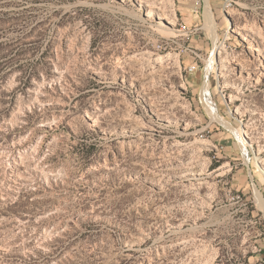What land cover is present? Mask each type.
I'll list each match as a JSON object with an SVG mask.
<instances>
[{
  "label": "rangeland",
  "instance_id": "obj_1",
  "mask_svg": "<svg viewBox=\"0 0 264 264\" xmlns=\"http://www.w3.org/2000/svg\"><path fill=\"white\" fill-rule=\"evenodd\" d=\"M256 188L264 0H0V264H264Z\"/></svg>",
  "mask_w": 264,
  "mask_h": 264
},
{
  "label": "bare ground",
  "instance_id": "obj_2",
  "mask_svg": "<svg viewBox=\"0 0 264 264\" xmlns=\"http://www.w3.org/2000/svg\"><path fill=\"white\" fill-rule=\"evenodd\" d=\"M208 7H207V23H208V26H209V28L211 29V31H212V37H213V40H214V43H215V46H216V48L219 46V44H220V39H219V37H218V34H217V29H216V21H215V18H214V16H213V13H212V10H211V7L209 6V5H207ZM210 83V82H209ZM205 85V84H204ZM209 86L210 85H208L207 83H206V87L204 88V94H206V96L208 97V93H210L209 92ZM210 96V95H209ZM208 99H209V105H210V108L211 109H209V110H212V112L214 113V116L216 117V118H218L219 116V114L217 115V110H216V105H214L215 103H214V100H213V98H211V96H210V98L208 97ZM219 113V112H218ZM225 122V121H224ZM225 123H227V122H225ZM228 124V123H227ZM228 126H229V124H228ZM230 127V126H229ZM234 129V128H233ZM236 130V129H235ZM237 132H238V134H239V138L241 139V144H242V146H243V148H244V150L249 154L250 153V151H249V148L247 147V144H246V140H245V138H244V134H243V132H242V130L241 129H237L236 130ZM249 156V155H248ZM246 157H247V155H246ZM255 193H256V197H257V201H258V204H259V206H260V208H261V210L264 212V197H263V195H262V192L258 189V188H256V190H255Z\"/></svg>",
  "mask_w": 264,
  "mask_h": 264
}]
</instances>
